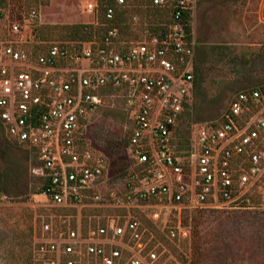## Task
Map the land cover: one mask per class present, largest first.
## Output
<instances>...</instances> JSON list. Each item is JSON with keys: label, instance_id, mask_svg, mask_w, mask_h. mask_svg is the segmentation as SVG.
I'll return each mask as SVG.
<instances>
[{"label": "built area", "instance_id": "built-area-1", "mask_svg": "<svg viewBox=\"0 0 264 264\" xmlns=\"http://www.w3.org/2000/svg\"><path fill=\"white\" fill-rule=\"evenodd\" d=\"M198 2L152 0L172 10V21L163 35L146 33L137 41H122L117 27L102 40L33 41L26 25L14 23L15 40L0 42V126L11 142L35 152L48 206L81 214L104 201L127 211L87 230L80 220L73 226L69 215L57 228L45 224L34 264H81L86 258L96 264H189L171 252L160 255L163 246L152 244L151 233L152 240L143 242V225L132 210L156 223L177 212V223L167 226L164 220V229L170 240H185L190 234L182 211L250 209L254 196L264 203V89L239 92L222 122L199 127L184 160L173 151V136L192 105L196 44L188 40L184 21ZM98 7L88 3L87 11L98 15ZM114 15L108 8L107 18ZM38 17L34 10L30 21ZM122 88L133 93L136 107L128 140L135 168L122 196L103 198L95 189L107 158L87 146L84 134L104 93Z\"/></svg>", "mask_w": 264, "mask_h": 264}, {"label": "rangeland", "instance_id": "rangeland-1", "mask_svg": "<svg viewBox=\"0 0 264 264\" xmlns=\"http://www.w3.org/2000/svg\"><path fill=\"white\" fill-rule=\"evenodd\" d=\"M95 1L98 2L44 0L41 4V0H7L0 11V42L15 40L10 30L14 23L26 25L27 29L32 24L30 14L34 10L39 13L37 22L40 24L93 23L91 21L98 15L97 12L89 13L87 4ZM194 17L192 27L199 86L192 94L190 122L184 127H180L181 124L177 127V130L183 128L182 131L193 142L199 127L219 122L229 112L231 102L239 92L264 84V0H199ZM131 37L134 38V35ZM31 39L34 40L32 36ZM135 108L133 93L129 89H109L103 95L102 105L88 118L85 143L95 153L105 155L108 162L95 189L103 198L114 194L122 196L130 172L135 168L128 150V137L135 123ZM177 140L175 137L172 145L176 153L179 148ZM38 168L36 156L29 149L14 145L0 126V190L7 191V194L0 193L3 198L0 200V264H8L14 254L23 249L33 252L37 239L42 236L43 226L52 224L57 228L64 215L72 217L73 226L80 220L84 230H87L99 223L104 224L111 216L127 214V211L124 213L121 209L106 207L104 201L97 207L82 208L81 214L75 209L62 211L59 207L48 206L50 199L42 193L45 180ZM253 200V207L245 211L249 213H242L235 224L227 223L226 228L250 233V238L245 235L249 239L248 246L255 244L257 239L264 246V229L257 227L264 215V203L257 196ZM233 206L215 210L244 211ZM205 210L182 211V225L190 234L185 240H170L168 230L164 229V220L167 226L177 223L178 213L175 211L168 217L163 215L157 223L149 219L144 211L132 210V214L143 225L139 231L143 242L152 240L154 231L162 234L165 247H159L160 255L168 257L172 251L179 261L184 258L186 263L198 264V228ZM149 226L154 230L151 231ZM225 246L228 248L230 245ZM223 251L228 254L232 249ZM246 255L248 253L242 256L243 261L235 251L229 257L233 256L236 263L259 257L263 258L261 261L264 264V248L250 254V257ZM81 264L96 263L86 258Z\"/></svg>", "mask_w": 264, "mask_h": 264}, {"label": "trees", "instance_id": "trees-1", "mask_svg": "<svg viewBox=\"0 0 264 264\" xmlns=\"http://www.w3.org/2000/svg\"><path fill=\"white\" fill-rule=\"evenodd\" d=\"M47 2L49 0H46ZM98 1V23L97 24H88V23H74V24H40L37 20L30 21L32 24L27 27L28 35L26 34L27 39H31V36L34 38L33 41H92L94 39L102 40L105 34L109 29L117 27L120 31V38L122 41L131 42L133 40H141L143 39L146 33H151L153 35L161 36L167 31V27L170 25L172 21V10L167 7H157L151 4L152 0H126L124 5H118L115 1L109 0H97ZM7 0H0V11L6 5ZM44 0H41V4ZM113 7L115 10V15L112 20H109L106 16V12L108 8ZM134 17H138V20L135 21ZM193 19L192 16H188L184 21V28L188 36V40H193ZM12 27V26H11ZM11 30V29H10ZM134 35V38L131 37ZM136 36V38H135ZM195 87L194 90L199 86L198 77L199 76V68L195 64ZM255 89H264V84L253 88L251 90L244 91H252ZM191 108L192 105H188L185 111L184 118L180 123V127L186 126L191 119ZM224 120V117L216 123H220ZM183 129V128H182ZM182 129H178L173 136L178 138L176 142V146L179 145L178 153H175V156L186 158L190 155L193 147V140L189 138V135H185V132ZM85 135V134H84ZM186 136V137H185ZM131 137V133L128 137ZM13 143V142H12ZM14 145H19L18 143H13ZM20 146V145H19ZM184 150V152H181ZM34 154L35 152L32 151ZM184 168L186 169V163H183ZM42 187V192H43ZM0 193L7 194V191L2 189ZM3 199V198H2ZM62 211L64 208H58ZM65 210H69L66 209ZM242 210V209H240ZM243 212L240 211H232L225 212L215 209H207L203 213V218L201 222H199V259L198 264H263L261 259L263 258H251L249 261H245L243 263H236L234 261V257H229V254L233 251L236 252L237 255H240L241 260L243 255L248 253L254 254L257 250H262L264 246L261 244L259 239L256 240V243L253 245H249V238L251 237L250 233H243L238 229L228 230L226 225H230L229 223L235 224L238 218H241L242 213L247 214L249 212H245L248 209H243ZM255 213V212H253ZM258 218L257 216H255ZM259 224V225H258ZM257 224L258 229H264V215L260 218ZM148 225V224H147ZM235 227V226H234ZM150 228L151 231L154 229ZM262 228V229H261ZM150 232V231H149ZM151 233V232H150ZM154 244L161 243L163 247H165L164 237L161 233L154 231ZM261 234V233H260ZM246 235V236H245ZM262 235V234H261ZM264 236V235H263ZM226 244L230 245L228 248L225 246ZM223 249L231 250L230 253L227 254ZM251 249H255L251 250ZM175 251V249H172ZM259 253H263L262 251H258ZM171 253H173L171 251ZM176 255V254H175ZM247 256V255H246ZM247 256V257H248ZM180 260L186 262L184 258ZM8 264H34L33 252L29 249H23L18 253L14 254L12 259Z\"/></svg>", "mask_w": 264, "mask_h": 264}, {"label": "crops", "instance_id": "crops-1", "mask_svg": "<svg viewBox=\"0 0 264 264\" xmlns=\"http://www.w3.org/2000/svg\"><path fill=\"white\" fill-rule=\"evenodd\" d=\"M194 16H195V14H194V15H193V17H192L193 21H195V20H194V19H195V17H194ZM95 21H96V20L94 19V20H93V21H91V22H93V23H94ZM64 23H73V22H64ZM74 23H79V22H78V21H75ZM93 23H92V24H93ZM54 24H56V22H55ZM57 24H58V23H57ZM62 24H63V23H62ZM193 40H194V37H193ZM194 41H195V40H194Z\"/></svg>", "mask_w": 264, "mask_h": 264}, {"label": "flooded vegetation", "instance_id": "flooded-vegetation-1", "mask_svg": "<svg viewBox=\"0 0 264 264\" xmlns=\"http://www.w3.org/2000/svg\"><path fill=\"white\" fill-rule=\"evenodd\" d=\"M87 133V132H86Z\"/></svg>", "mask_w": 264, "mask_h": 264}]
</instances>
